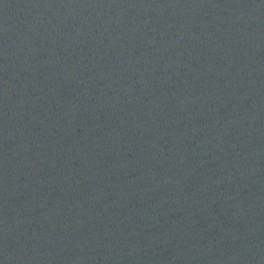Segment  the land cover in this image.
Segmentation results:
<instances>
[{"label":"water","instance_id":"obj_1","mask_svg":"<svg viewBox=\"0 0 264 264\" xmlns=\"http://www.w3.org/2000/svg\"><path fill=\"white\" fill-rule=\"evenodd\" d=\"M0 264H264V0H0Z\"/></svg>","mask_w":264,"mask_h":264}]
</instances>
